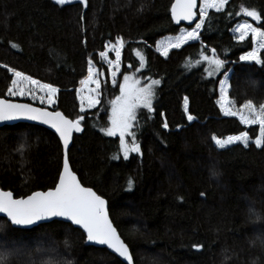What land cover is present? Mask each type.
I'll use <instances>...</instances> for the list:
<instances>
[{
  "label": "trees",
  "instance_id": "obj_1",
  "mask_svg": "<svg viewBox=\"0 0 264 264\" xmlns=\"http://www.w3.org/2000/svg\"><path fill=\"white\" fill-rule=\"evenodd\" d=\"M172 1L88 0L84 8L55 5L54 0H0V66L57 87L56 109L69 118L86 114L83 131L70 145V165L82 184L107 200L134 264H264V150L252 142L247 148L240 142L219 148L211 139L241 131L252 139L259 134L258 125L246 127L237 117L224 116L216 100L219 79L231 69L228 96L235 104L264 103V67L239 59L251 50V37L241 42L231 31L240 20H252L243 13L227 16L242 7L264 12V0H229L224 13L209 10L201 40L226 61L212 77L204 72L206 63L194 67L200 41L170 50L167 58L154 49L158 39L184 26L171 22ZM117 37L125 43L118 82L128 74L140 75L142 83L161 81L154 87L153 111L136 110L141 153H130L127 160L119 152V135L101 131L111 126V101L120 89L111 83L99 53ZM137 52L144 56L143 67ZM90 57L104 71L100 103L80 113L76 89ZM12 78L0 67V96L6 97ZM185 97L188 114L196 117L191 122ZM62 156L59 139L43 127H0V189L19 197L53 187ZM0 225L4 248L13 246L3 253L8 264H29L39 257L45 262L47 254L40 255L45 250L62 264H121L105 248L87 245L82 231L66 222L53 220L26 231L0 217Z\"/></svg>",
  "mask_w": 264,
  "mask_h": 264
},
{
  "label": "snow or ice",
  "instance_id": "obj_2",
  "mask_svg": "<svg viewBox=\"0 0 264 264\" xmlns=\"http://www.w3.org/2000/svg\"><path fill=\"white\" fill-rule=\"evenodd\" d=\"M72 2L73 0H54V4L59 6L68 5ZM79 3L85 7L88 6V0H79ZM228 4L229 0H174L170 9L171 22L179 26L182 21H188L189 25L188 27H181L174 39L158 42L156 50L161 56L167 58L170 50L181 49L183 46L189 45L190 42L200 41L202 51L199 53L200 59L195 62L194 67L206 63L207 67L204 68V72L209 77L214 76L215 73L225 68L226 61L219 58L216 47L209 49L207 45L203 44L201 29L211 19L210 9H214L215 13L221 14L226 11ZM196 9H198V12L195 11ZM240 13H243L245 18L257 22L259 26H253L248 19L236 23L233 32L234 34L239 33L238 40L243 42L250 35L253 43L251 50L245 52L239 59L240 61L255 62L256 65L264 67V58L261 55V50H264V30H262L264 29V23L261 22L264 12L242 7L240 12L228 11L227 16L231 18L239 16ZM81 19H83V16ZM193 23L194 27H192ZM11 47L18 48L19 46L12 43ZM104 48L106 51H101L99 55L110 66H113L111 69L113 84H118L120 95L111 101V126L102 128L101 131L109 137L119 135V152L127 160L130 153H141V147L136 141V132L134 131L138 122L136 110L143 107L149 112L153 111L154 86L159 85L161 81L151 79L146 86L135 87L134 84H138L139 81L130 84L128 83L130 77L124 75V83H119L116 79V71L120 68L121 50L124 48L123 39L117 37L111 48H109L108 43L104 45ZM108 51L115 53V60L108 59ZM209 51L211 55L208 54ZM136 55L139 57L140 66L143 67L145 64L144 56L140 52H137ZM0 67L7 68V71L15 77L12 79L13 87L8 88L9 95L25 96L27 94L32 96L33 99L39 98L42 104L45 99L48 105L55 104L58 88L51 83H42L38 79H33L31 75H25L23 72L16 71L7 65ZM136 71H139V69H136ZM87 72V77L81 79L79 83L81 85L96 84V91L99 94L100 85L95 79L99 73H94L91 57L88 60ZM231 72V69L224 71L222 73L223 79H219L220 99L218 105L220 111L226 117H238L242 125H258L259 134L255 136L252 143L255 144L256 148L264 150V103L257 106L253 100H247L240 106L241 110H233V107H229L232 104L228 98ZM76 92L79 94L80 89H76ZM98 103H100L98 95L95 98L91 96L88 98L89 108L95 107ZM184 108L188 121H194L196 117L188 114V97L184 98ZM80 112H85L83 98H81ZM85 115H77L75 119H71L61 111H50L43 107H33L27 103H11L6 99H0V121L13 120L19 117H24L30 121H38L40 124L54 129L64 149L62 169L59 170L55 186L47 191H33L30 195L19 199L13 198L11 192L0 191V214L6 216L16 230L26 231H30V229H20L19 226H34L38 225L39 222H52L53 218H60L62 223L67 222L71 226H78V229L86 234L87 242L106 245L108 249L122 258L121 264L123 262L133 264L129 247L120 239L116 228L113 227L109 219V210L106 207L105 199L91 187L83 186L70 167V141L73 140L74 133L83 131L82 121H85ZM163 127L168 128L167 122L163 124ZM126 136L132 137L131 144L126 141ZM211 139L219 148H224L226 145L235 144L236 142L242 143L247 148L249 147L250 136L248 131H241L238 135H230L223 139L213 135ZM112 159H117V156H113ZM213 175H216V173L213 172ZM132 185L133 181L129 179L128 188L131 189ZM203 195L204 193H201V196ZM193 247L199 250L201 245L196 244ZM0 264H8V257L0 255ZM67 264H71V262H67Z\"/></svg>",
  "mask_w": 264,
  "mask_h": 264
},
{
  "label": "rangeland",
  "instance_id": "obj_3",
  "mask_svg": "<svg viewBox=\"0 0 264 264\" xmlns=\"http://www.w3.org/2000/svg\"><path fill=\"white\" fill-rule=\"evenodd\" d=\"M211 10V9H210ZM243 20L244 19H242V20H240L239 22H243ZM250 23H252V21H250V20H248ZM238 22V23H239ZM253 24V23H252ZM195 25H192V27H194ZM253 26H255L254 24H253ZM181 27H187V26H181ZM180 27V28H181ZM234 28H235V26H234ZM233 28V29H234ZM233 29H231V31H232V33H233V35H234V37L238 40V36H239V33H235L234 34V32H233ZM180 30V29H179ZM190 30V29H189ZM178 33H179V31L176 33V34H167V35H165V36H163V37H161L160 39H158L157 40V42H156V44H155V46H154V49L156 50V48H157V43L158 42H160V41H166V40H168V39H174L175 37H176V35H178ZM250 36V35H249ZM248 36V37H249ZM251 37V36H250ZM247 38V37H246ZM115 41H116V39L114 40V41H112V42H107L108 44H109V48H111V45L112 44H114L115 43ZM124 42V41H123ZM125 44V43H124ZM253 47V46H252ZM104 51H106L105 49H104ZM157 51V50H156ZM158 52V51H157ZM121 53H122V50H121ZM159 53V52H158ZM108 59H111V60H115V53L114 52H111V51H108ZM244 55V54H243ZM100 60H101V62L103 63V65L106 67V69H107V72H108V76H109V79H110V81H111V83H113V76H112V73H111V69H112V67L113 66H110L107 62H106V60H104L103 58H101L100 57ZM93 66H94V73H99V75H97L96 77H95V79H97V81L99 82V85H100V89H101V79L103 78V76H104V71H102V70H99L98 69V67L97 66H95L94 64H93ZM120 67H121V62H120ZM87 69H88V65H87ZM17 71V70H16ZM119 72H120V68H119V70H117L116 71V77L118 76V74H119ZM13 75V74H12ZM26 75V74H25ZM87 75H88V72L86 73V75L82 78V79H85L86 77H87ZM128 76L130 77V80H129V82L128 83H130V84H133L135 81H139V83L138 84H134V86L135 87H143V86H146L147 84H149L150 83V81H147V82H144V83H142L144 80L143 79H140V75H137L136 76V74H128ZM15 77L13 76V78L12 79H14ZM33 79H35V78H33ZM221 79H223V76H222V78ZM42 83H45V82H42ZM123 83H124V81H123ZM144 84H146V85H144ZM9 87H13V85H12V81H11V83H10V85H9ZM55 87V86H54ZM155 87V86H154ZM57 88V87H56ZM80 89V92H79V94H77V98H78V102H79V111H80V107H81V98H83V105H84V109H85V111L86 110H88V109H92V108H89L88 107V98L91 96V97H93V98H95V97H97V95H98V97H99V100H100V91H99V94H97V91H96V88H97V85L96 84H85V85H81L80 83L78 84V86H77V89ZM6 97L7 98H10V99H16V100H24V101H28V102H31V103H34V104H38V105H40V106H44V107H48V108H51V109H54V110H56V102H55V104L54 105H48V103H47V100L45 99V101H44V103L42 104L41 103V101L39 100V98H36V99H33V97L32 96H30V95H25V96H11V95H9L8 94V92H7V94H6ZM56 97H57V94H56ZM56 97H55V101H56ZM228 98H229V100L232 102V104H230L229 105V107H233V110H241L240 109V106L241 105H236L235 104V102H234V100L232 99V98H230L229 96H228ZM219 99H220V91H219V95H218V98H217V100H216V103H217V105H218V101H219ZM98 105V104H97ZM96 105V106H97ZM243 105V104H242ZM95 106V107H96ZM219 106V105H218ZM183 107H184V103H183ZM94 108V107H93ZM142 108V107H141ZM185 109V108H184ZM243 111V110H242ZM81 113V112H80ZM111 115H112V109H111ZM238 118V117H237ZM246 126V125H245ZM246 127H249V126H246ZM226 138V137H225ZM130 139V136H126V141L129 143V144H131V142H129L128 140ZM220 139H222V138H220ZM255 139V138H254ZM254 139H252V138H250V140H249V143L250 142H252ZM237 143V142H236ZM2 233H4V230H3V228L2 227H0V235H2ZM2 241V240H1ZM0 241V255H4L3 253L4 252H9L8 250L9 249H13L12 247L13 246H10V245H7V244H5V246H6V248H4V246H3V242H1ZM48 249V248H47ZM42 250V249H41ZM47 254V256L49 257V259H47V260H45V262L44 261H42L41 260V258L39 257L38 258V260H39V263L40 264H62V262L60 261H58V259H53V257H56L55 255H53V254H48V250H45V252L44 251H42V252H40V255H46ZM5 256V255H4ZM8 257V256H7ZM38 260H33V261H27L29 264L30 263H38L37 261ZM58 261V263H57V261ZM41 261V262H40Z\"/></svg>",
  "mask_w": 264,
  "mask_h": 264
},
{
  "label": "water",
  "instance_id": "obj_4",
  "mask_svg": "<svg viewBox=\"0 0 264 264\" xmlns=\"http://www.w3.org/2000/svg\"><path fill=\"white\" fill-rule=\"evenodd\" d=\"M174 2V0L172 1V3ZM72 4H80L79 3V0H73V2H72ZM82 7H84L85 8V6L84 5H82V4H80ZM195 11H197L198 12V9H196ZM180 25H184V26H188L189 25V22L188 21H182L181 22V24ZM192 25H194V23L192 24ZM0 99H6V100H8L9 102H11V103H27V104H30V105H32L33 107H43V108H45V109H47V110H54V109H51V108H48V107H44V106H40V105H38V104H34V103H31V102H28V101H24V100H16V99H10V98H7V97H4V96H0ZM57 110V109H56ZM57 111H60V110H57ZM16 123H27V124H34V125H37V126H40V127H43V128H45V129H47V130H49V131H51V132H53L56 136H57V138L59 139V137H58V134H56L55 133V131H54V129H51V128H49V126H47V125H43V124H40L38 121H30V120H28V119H26V118H24V117H19V118H16V119H13V120H8V121H0V127H2V126H4V125H12V124H16ZM82 128H83V125H82ZM81 133V132H80ZM80 133H74L73 134V136L75 135V134H80ZM71 142L72 141H70V145H71ZM61 146H62V153H63V155H64V149H63V145H62V143H61ZM62 162H63V156H62ZM70 167H71V165H70ZM61 169H62V165H61ZM72 169V168H71ZM77 175V174H76ZM77 178H78V175H77ZM79 179V178H78ZM58 180V179H57ZM55 186V185H54ZM53 186V187H54ZM83 186H85V187H89V186H86V185H84L83 184ZM52 188V187H51ZM49 189V188H48ZM48 189H46V190H36V191H47ZM93 189V188H92ZM94 190V189H93ZM0 191H4V192H11L12 194H13V198H15V199H19V198H21V197H26L27 195H30L31 193H29V194H27V195H25V196H19V197H16L15 195H14V193L12 192V191H10V190H7V189H0ZM95 191V190H94ZM98 194V193H97ZM104 198V197H103ZM105 199V198H104ZM105 201H106V207L108 208V204H107V200L105 199ZM0 217H3V218H5V219H7V217L6 216H4L3 214H0ZM109 219L111 220V218H110V215H109ZM53 220H59L60 221V218H53ZM52 220V221H53ZM8 221V220H7ZM9 222V221H8ZM111 222H112V220H111ZM10 223V222H9ZM42 223H47V222H39L38 223V225L39 224H42ZM67 223V222H66ZM70 224V223H69ZM112 224H113V222H112ZM35 226H37V225H34V226H19V228H23V229H30V228H32V227H35ZM73 227H75V228H77L78 229V226H73ZM113 227H115V225L113 224ZM116 228V227H115ZM80 230V229H79ZM117 230V229H116ZM82 231V230H81ZM83 233V232H82ZM117 234L119 235V237H120V239L124 242V240L122 239V237L120 236V234H119V232H118V230H117ZM84 236H85V243L87 244V245H91V246H95V247H99V248H105L106 250H108L110 253H112L113 255H115L116 257H118V255L117 254H115V253H113L110 249H108L107 248V246L106 245H96V244H94V243H91V242H87V240H86V234H84ZM125 243V242H124ZM126 244V243H125ZM127 245V244H126ZM130 250V249H129ZM130 255H131V252H130ZM132 256V255H131ZM121 261H122V258H120V257H118ZM133 258V257H132ZM125 264H127V262H124ZM133 264H134V262H133Z\"/></svg>",
  "mask_w": 264,
  "mask_h": 264
},
{
  "label": "crops",
  "instance_id": "obj_5",
  "mask_svg": "<svg viewBox=\"0 0 264 264\" xmlns=\"http://www.w3.org/2000/svg\"><path fill=\"white\" fill-rule=\"evenodd\" d=\"M237 23H238V22H237ZM235 25H236V24H235ZM235 25H234V26H235ZM234 26L232 27V29L234 28Z\"/></svg>",
  "mask_w": 264,
  "mask_h": 264
}]
</instances>
